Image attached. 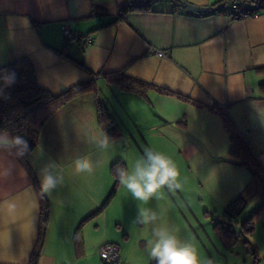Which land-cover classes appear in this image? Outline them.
Returning a JSON list of instances; mask_svg holds the SVG:
<instances>
[{
	"label": "crops",
	"instance_id": "1",
	"mask_svg": "<svg viewBox=\"0 0 264 264\" xmlns=\"http://www.w3.org/2000/svg\"><path fill=\"white\" fill-rule=\"evenodd\" d=\"M186 1L205 10L154 0L148 10L122 15L128 0H0V73L12 60L27 57L37 83L59 94L91 78L96 85L116 86L104 74L122 72L170 91L148 88L140 94L116 86L123 92L119 103L127 123H223L225 115L264 170V12L232 18V0ZM63 23L78 41L65 44ZM86 35L92 37L88 45ZM89 123L99 122L96 102L85 92L50 116L29 155L38 184V169L48 164L55 163L63 176V183L44 195L48 216L37 264H86L89 255L98 260L101 243L128 236L106 235L113 226L108 221L113 200L98 209L114 177L105 155L89 146L97 138ZM181 151L191 156L198 148L185 144ZM82 156L93 161L92 173L75 171L73 162ZM40 213L31 173L0 150V264H30ZM116 221L119 233L124 226Z\"/></svg>",
	"mask_w": 264,
	"mask_h": 264
},
{
	"label": "rangeland",
	"instance_id": "2",
	"mask_svg": "<svg viewBox=\"0 0 264 264\" xmlns=\"http://www.w3.org/2000/svg\"><path fill=\"white\" fill-rule=\"evenodd\" d=\"M122 93L116 86L103 82L96 85L94 92H88L95 102L100 100L116 121L113 123L115 134L105 130L109 123H89L90 132L95 129L97 138L104 133L111 138L107 150L99 149L92 141L89 145L93 146L90 148L95 153L105 155V166L110 173L112 174L110 161L114 159L123 162V165H131L143 155L145 147L170 156L180 171L182 188L175 193L165 189L161 199L154 198L143 206L162 213V220L177 228L182 240L193 243L201 264L264 263V213L260 211L254 218L262 214L261 217L256 221L254 218L251 220V232L245 231L242 224L261 204L262 198L253 193L236 218L223 213L227 204L252 177L249 167L238 165L236 161H239V157L229 151V133L224 124L127 123L126 114L119 103ZM191 143L198 148V152L186 156L181 148ZM28 162L30 163V156ZM112 200L108 221H113V226L106 230V235L115 238L122 237L124 233L128 235L123 240H114L119 248L118 264H149L152 260L146 247L149 232L144 227L133 224L138 202L132 199L119 182ZM116 220H120L124 226L119 233L114 230ZM217 226L234 231L236 240L230 246L225 245L220 238ZM105 242L111 241L103 243ZM103 243L98 246V260L89 255L86 264H105L99 255V248Z\"/></svg>",
	"mask_w": 264,
	"mask_h": 264
},
{
	"label": "trees",
	"instance_id": "3",
	"mask_svg": "<svg viewBox=\"0 0 264 264\" xmlns=\"http://www.w3.org/2000/svg\"><path fill=\"white\" fill-rule=\"evenodd\" d=\"M174 1L182 5L183 2H187L186 0ZM153 2L154 0H128L127 4L121 7L120 14L124 15L132 11L148 10ZM77 63L82 65L81 61H77ZM4 68L7 71L15 72L16 80L10 87L5 88L2 82H0V129H7L12 135L19 134L24 136L29 143L30 153L39 143L42 128L50 116L74 97L85 92H94L96 90V82L91 78L73 85L59 94H52L37 83L32 63L24 56L12 60ZM0 75L2 74L0 73ZM104 77L109 84H115L121 89L135 91L140 94H144L148 88H154L167 94L170 93V91L166 89L156 88L150 83L132 78L119 71L105 73ZM262 87H264V84H262ZM96 107L98 122L100 124H104L108 120L114 123L108 109H106L99 99L96 101ZM210 109L220 113L216 107H210ZM223 124L229 133V151L239 157V161H236V163L238 165L248 166L252 174L250 181L244 186L243 190L227 204L223 213L231 218H236L244 209L248 198L253 193L259 194L262 198L261 204H259L252 214L242 222L245 231L251 232V220L264 209V170H262L260 164L253 158L251 150L243 136L237 132L234 125L225 115H223ZM114 129L115 126L113 124V127L109 130L111 134L116 133ZM30 153L23 158H18V160L29 173H31L40 198L41 213L39 233L31 253L30 261V264H37L46 230L48 201L44 195H41L38 180L33 174L30 163L28 162ZM117 164L123 165L124 163L118 160L112 162L110 165V170L114 175V184L98 211L101 210L102 207H105L116 193L118 180L115 178L114 167ZM217 231L220 238L227 246H230L236 240L232 229L224 226H217ZM149 264H155V261L151 260Z\"/></svg>",
	"mask_w": 264,
	"mask_h": 264
},
{
	"label": "clouds",
	"instance_id": "4",
	"mask_svg": "<svg viewBox=\"0 0 264 264\" xmlns=\"http://www.w3.org/2000/svg\"><path fill=\"white\" fill-rule=\"evenodd\" d=\"M15 80V72L5 70L0 75V82L4 87H10ZM110 139L104 133L100 138L94 137L92 142L99 149L107 150L110 147ZM0 150L23 158L30 153V146L24 136L12 135L7 129H0ZM73 164L77 173H92L95 170L94 163L88 156L78 157ZM55 169V163L38 169L39 190L42 196L50 194L63 183V176ZM114 174L119 184L138 202L133 224L148 230L146 247L155 264H201L196 246L182 240L178 235L179 230L162 220V213L143 206L148 205L154 198L161 199L165 189L175 193L182 188L180 171L175 161L162 152L145 147L143 155L131 165H115ZM7 207L14 210L15 204L9 201Z\"/></svg>",
	"mask_w": 264,
	"mask_h": 264
},
{
	"label": "built area",
	"instance_id": "5",
	"mask_svg": "<svg viewBox=\"0 0 264 264\" xmlns=\"http://www.w3.org/2000/svg\"><path fill=\"white\" fill-rule=\"evenodd\" d=\"M230 16L232 18L245 17L247 15H254L259 12H264V0H232L231 1ZM61 33L66 44H71L79 39V35L69 26L68 23H63L61 26ZM84 45H88L92 42V37L86 35L83 38ZM159 54H163L162 51L156 50ZM220 108L225 111V105H220ZM109 123L105 130L109 131L113 127V122L108 120ZM99 255L105 264H118L119 263V248L113 242H105L99 248Z\"/></svg>",
	"mask_w": 264,
	"mask_h": 264
},
{
	"label": "water",
	"instance_id": "6",
	"mask_svg": "<svg viewBox=\"0 0 264 264\" xmlns=\"http://www.w3.org/2000/svg\"><path fill=\"white\" fill-rule=\"evenodd\" d=\"M183 5L186 6V7H188V8H192V9H194L195 11H199V12L205 10L204 8H197V7H194V5H192V4L189 3V2H183ZM256 264H258V262H257Z\"/></svg>",
	"mask_w": 264,
	"mask_h": 264
}]
</instances>
